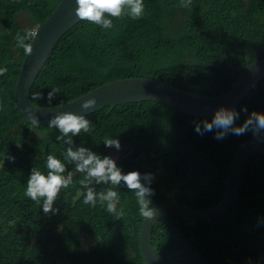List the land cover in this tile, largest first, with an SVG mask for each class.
Here are the masks:
<instances>
[{
  "label": "trees",
  "instance_id": "1",
  "mask_svg": "<svg viewBox=\"0 0 264 264\" xmlns=\"http://www.w3.org/2000/svg\"><path fill=\"white\" fill-rule=\"evenodd\" d=\"M58 0H0V264H146L139 245L143 217L135 193L123 182L89 187L97 194L118 193L116 213L99 198L83 203V173L65 159L70 145L58 141V129L33 126L15 108L13 87L24 50L16 36L30 33L52 12ZM144 14L133 19L107 17L113 27L79 20L55 45L36 77L29 98L50 106L69 101L103 82L142 76L189 92H225L249 62L264 58V0H143ZM52 88L59 93L48 103ZM40 92L41 99L33 94ZM243 124L253 112L264 113V76L234 108ZM90 133L71 137V147H86L109 156L104 146L116 138L122 152L115 159L122 173L138 171L153 190L151 206L177 200L195 208L209 207L222 197L225 179L239 145L250 135L230 130L203 131L198 117L162 103L128 101L102 106L84 116ZM199 125L203 134H198ZM56 156L73 173L53 208L25 195L35 167L47 174V156ZM9 157L11 159H9ZM232 214V215H231ZM244 220V222H243ZM215 223V224H214ZM216 225V226H215ZM213 231V232H212ZM94 237L86 250L82 236ZM161 264H264V147L247 161L238 197L222 217L194 221L165 215L151 230Z\"/></svg>",
  "mask_w": 264,
  "mask_h": 264
},
{
  "label": "water",
  "instance_id": "2",
  "mask_svg": "<svg viewBox=\"0 0 264 264\" xmlns=\"http://www.w3.org/2000/svg\"><path fill=\"white\" fill-rule=\"evenodd\" d=\"M75 0H58L52 12L38 24L30 39L31 55L22 58L13 87L15 108L29 123V112L38 118V125H47L61 112L86 116L105 106L128 101L152 100L176 110L198 117L215 114L220 108L232 109L250 92L264 76V58L247 63L231 83L228 90L216 95L189 92L150 77H121L101 83L83 94L60 104L40 106L29 98V91L45 65L55 45L79 19L75 15ZM95 98L96 104L89 109L81 105ZM264 147V131L248 136L237 148L229 166L221 199L209 207L195 208L177 200L164 201L153 207L154 217H143L139 229V245L146 264H161L151 242V230L155 222L165 215H180L194 221H208L222 217L234 205L240 190L241 175L249 158Z\"/></svg>",
  "mask_w": 264,
  "mask_h": 264
},
{
  "label": "clouds",
  "instance_id": "3",
  "mask_svg": "<svg viewBox=\"0 0 264 264\" xmlns=\"http://www.w3.org/2000/svg\"><path fill=\"white\" fill-rule=\"evenodd\" d=\"M76 8L75 15L79 20L88 21L90 23L99 25L104 29L113 27L112 20L107 17L120 18L128 15L133 19L141 18L144 14L143 0H75ZM191 0L187 3H182V7H189ZM37 26V25H36ZM36 26L31 29L28 36L33 35ZM33 31V32H32ZM31 37H29L31 39ZM17 46L23 48L26 55H31L32 44L25 43V36L17 34ZM6 69H0V75ZM59 93V89L52 88L47 94L48 103ZM43 98L40 92L33 94L34 100ZM96 104L95 98L87 99L81 105L83 109H89ZM238 113L235 110H228L220 108L215 112L211 121H203V131H213L217 129V139L222 138L223 134L231 131L235 135H243L245 132L251 130L253 134L264 131V113L253 112L243 122V124L236 126L235 120L238 118ZM28 119L33 126L38 125V118L34 113L29 112ZM49 128H56L61 135L57 136L58 141H63L70 145L65 152V159L75 165V169L79 173L84 174V178L79 181L80 185L86 189L83 203L95 206L97 199L107 202V211L116 213V201L119 199L118 193L112 188L106 192L97 194L95 190L89 185L94 180L97 184H123L135 193L137 203L139 205V212L142 217L152 219L155 215L149 197L153 195V190L142 183L150 180L149 175L141 177L138 171H130L126 174L122 173L121 169L117 167L115 161L109 156L103 158L90 151L86 147L73 148L71 145L73 141L71 137L78 136L83 133H90L92 131V122L82 115H76L72 112H61L50 119ZM195 131L198 134H203L201 127L197 125ZM104 146L107 148L120 149V142L116 138H105ZM9 159H11L9 157ZM47 174L45 175L39 169L33 168L27 180V187L25 195L37 204L43 200L42 209L44 213H56L58 209L53 208L54 202L62 188H67L73 179V173L66 172L65 163L61 162L56 156L49 154L46 161ZM117 218L124 215L123 210L116 213Z\"/></svg>",
  "mask_w": 264,
  "mask_h": 264
},
{
  "label": "rangeland",
  "instance_id": "4",
  "mask_svg": "<svg viewBox=\"0 0 264 264\" xmlns=\"http://www.w3.org/2000/svg\"><path fill=\"white\" fill-rule=\"evenodd\" d=\"M122 148H120L119 150H117L116 148L113 149L110 152L111 158L115 161V159L118 157V155L122 152ZM95 239L94 237L90 236V235H84L82 236V246L83 249H87L89 246H91L94 243Z\"/></svg>",
  "mask_w": 264,
  "mask_h": 264
},
{
  "label": "bare ground",
  "instance_id": "5",
  "mask_svg": "<svg viewBox=\"0 0 264 264\" xmlns=\"http://www.w3.org/2000/svg\"><path fill=\"white\" fill-rule=\"evenodd\" d=\"M232 215V214H231ZM243 222H244V220H243ZM215 224V223H214ZM216 226V225H215ZM213 232V231H212Z\"/></svg>",
  "mask_w": 264,
  "mask_h": 264
},
{
  "label": "built area",
  "instance_id": "6",
  "mask_svg": "<svg viewBox=\"0 0 264 264\" xmlns=\"http://www.w3.org/2000/svg\"><path fill=\"white\" fill-rule=\"evenodd\" d=\"M33 32V31H32Z\"/></svg>",
  "mask_w": 264,
  "mask_h": 264
}]
</instances>
